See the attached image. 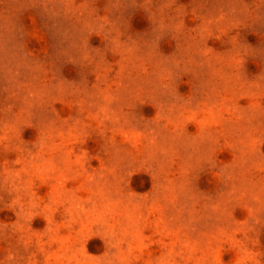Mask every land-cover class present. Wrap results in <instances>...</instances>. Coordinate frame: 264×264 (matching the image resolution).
<instances>
[{
    "label": "rangeland",
    "instance_id": "1",
    "mask_svg": "<svg viewBox=\"0 0 264 264\" xmlns=\"http://www.w3.org/2000/svg\"><path fill=\"white\" fill-rule=\"evenodd\" d=\"M0 264H264V0H0Z\"/></svg>",
    "mask_w": 264,
    "mask_h": 264
}]
</instances>
